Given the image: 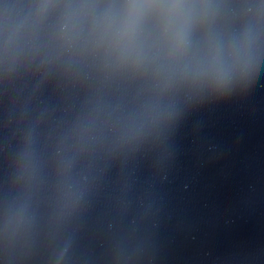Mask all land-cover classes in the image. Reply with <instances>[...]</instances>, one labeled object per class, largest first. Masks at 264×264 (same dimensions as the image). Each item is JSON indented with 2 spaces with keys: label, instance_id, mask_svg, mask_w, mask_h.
<instances>
[{
  "label": "clouds",
  "instance_id": "obj_1",
  "mask_svg": "<svg viewBox=\"0 0 264 264\" xmlns=\"http://www.w3.org/2000/svg\"><path fill=\"white\" fill-rule=\"evenodd\" d=\"M206 6L201 0H126L119 13L106 11L93 21L89 39L104 45L119 61L140 64L144 59L143 24L155 11L162 23L166 58L179 66H192L194 72L212 71L217 83L227 85L232 73L249 70L251 40L247 33L238 39H209L200 49L194 47L193 32ZM77 12H69L65 27L72 25Z\"/></svg>",
  "mask_w": 264,
  "mask_h": 264
}]
</instances>
